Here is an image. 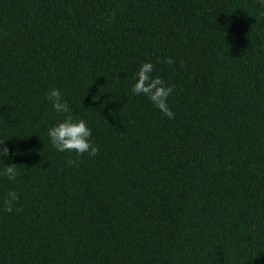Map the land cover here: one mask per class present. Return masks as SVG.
Masks as SVG:
<instances>
[{"label": "trees", "instance_id": "trees-1", "mask_svg": "<svg viewBox=\"0 0 264 264\" xmlns=\"http://www.w3.org/2000/svg\"><path fill=\"white\" fill-rule=\"evenodd\" d=\"M261 13L260 0H0V171L20 173L0 175V264H264ZM144 62L173 88L174 119L132 93ZM53 88L97 155L52 146Z\"/></svg>", "mask_w": 264, "mask_h": 264}, {"label": "clouds", "instance_id": "clouds-1", "mask_svg": "<svg viewBox=\"0 0 264 264\" xmlns=\"http://www.w3.org/2000/svg\"><path fill=\"white\" fill-rule=\"evenodd\" d=\"M264 6V0H260ZM264 15V13H261ZM166 62L172 64L173 60L167 58ZM154 65L150 62H144L136 73V80L132 86V93L135 95H145L165 116L174 119V112L169 108L168 97L173 88L166 86L165 81L159 76L153 77ZM48 99L52 107L58 113L64 114V119L52 126L48 130V136L52 146L60 152H75L78 156L87 153L89 156L97 155L99 149L91 142V130L87 122L83 119H75L71 115L70 107L67 101L62 99L58 89H51L48 92ZM9 156V149L5 146V140H0V162L3 158ZM70 166H76V160H69ZM0 175L10 181L16 180L20 175L18 165L9 164L4 166ZM19 197L15 191H9L7 197L2 201L5 211H12L13 203H18ZM19 211V209H17Z\"/></svg>", "mask_w": 264, "mask_h": 264}]
</instances>
